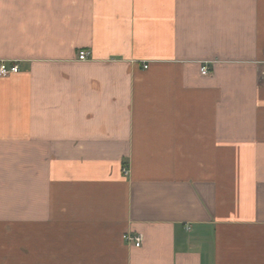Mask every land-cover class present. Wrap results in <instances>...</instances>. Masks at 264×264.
<instances>
[{"label":"crops","instance_id":"crops-1","mask_svg":"<svg viewBox=\"0 0 264 264\" xmlns=\"http://www.w3.org/2000/svg\"><path fill=\"white\" fill-rule=\"evenodd\" d=\"M0 61V264H264V0H0Z\"/></svg>","mask_w":264,"mask_h":264},{"label":"built area","instance_id":"built-area-1","mask_svg":"<svg viewBox=\"0 0 264 264\" xmlns=\"http://www.w3.org/2000/svg\"><path fill=\"white\" fill-rule=\"evenodd\" d=\"M88 58H89V53L87 51H79L77 53V60L78 61L85 62L88 60ZM143 68L146 69L147 65H144ZM208 71H209V69L207 68L206 65H202L200 67V74L202 76H207ZM18 72H19V68H18L17 64H15V63L9 64L5 61H0V78L7 77L9 75L16 74ZM262 79L264 81V74L262 76ZM122 173L124 176H127L128 175V169L124 168L122 170ZM122 240L126 245L132 246L133 248H137V249L142 246V242H143L142 236L140 234H135V233L123 234Z\"/></svg>","mask_w":264,"mask_h":264}]
</instances>
